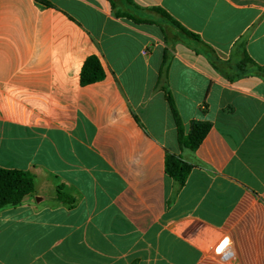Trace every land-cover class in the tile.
Here are the masks:
<instances>
[{
	"label": "crops",
	"instance_id": "obj_1",
	"mask_svg": "<svg viewBox=\"0 0 264 264\" xmlns=\"http://www.w3.org/2000/svg\"><path fill=\"white\" fill-rule=\"evenodd\" d=\"M114 1L0 0V167L35 177L0 264H264V0H134L150 23ZM168 96L185 136L211 124L195 151Z\"/></svg>",
	"mask_w": 264,
	"mask_h": 264
},
{
	"label": "trees",
	"instance_id": "obj_2",
	"mask_svg": "<svg viewBox=\"0 0 264 264\" xmlns=\"http://www.w3.org/2000/svg\"><path fill=\"white\" fill-rule=\"evenodd\" d=\"M112 2L113 8H118L117 3L114 0ZM119 4L125 8L118 9L116 12L117 17L126 18L132 20L135 23H150L149 20L139 17L135 11L139 10L134 0H119ZM154 12L167 18L175 27L187 34L188 36L196 37V35L187 31L177 21H175L165 10L161 8L152 9ZM247 63L255 65L257 73L264 76V67H260L254 63L248 56H246ZM245 64V63H244ZM105 77L104 69L101 65L98 57H91L84 65L81 74V80L83 85L91 84L103 80ZM169 103L171 105L172 113L176 119L179 128L180 142L195 151L208 132L211 129V124L206 122H194L192 132L189 136H185L182 129V121L175 107V104L170 96H168ZM191 165L184 161L182 158L168 154L166 157V172L174 180L175 194L179 193L185 186L188 176L191 171ZM35 189V177L32 173L20 170H8L0 167V210L8 206L20 205L24 198L32 194ZM59 198L64 199L66 195L59 192Z\"/></svg>",
	"mask_w": 264,
	"mask_h": 264
},
{
	"label": "built area",
	"instance_id": "obj_3",
	"mask_svg": "<svg viewBox=\"0 0 264 264\" xmlns=\"http://www.w3.org/2000/svg\"><path fill=\"white\" fill-rule=\"evenodd\" d=\"M216 255L219 257V259L222 262L226 263V262H229L233 258L234 252H233L232 247L226 244V245L219 247L216 250Z\"/></svg>",
	"mask_w": 264,
	"mask_h": 264
}]
</instances>
